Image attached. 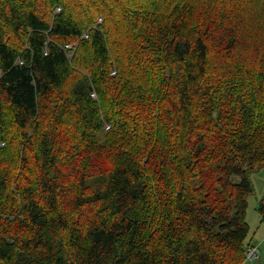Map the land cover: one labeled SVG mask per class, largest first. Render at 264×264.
<instances>
[{
    "label": "trees",
    "instance_id": "1",
    "mask_svg": "<svg viewBox=\"0 0 264 264\" xmlns=\"http://www.w3.org/2000/svg\"><path fill=\"white\" fill-rule=\"evenodd\" d=\"M255 169L264 0H0V264H243Z\"/></svg>",
    "mask_w": 264,
    "mask_h": 264
},
{
    "label": "rangeland",
    "instance_id": "2",
    "mask_svg": "<svg viewBox=\"0 0 264 264\" xmlns=\"http://www.w3.org/2000/svg\"><path fill=\"white\" fill-rule=\"evenodd\" d=\"M249 179L252 192L247 196V222L249 225L247 241L250 245L258 247L259 255L254 261L245 260L243 264H264V221H261L258 211L264 195V169L252 170Z\"/></svg>",
    "mask_w": 264,
    "mask_h": 264
},
{
    "label": "built area",
    "instance_id": "3",
    "mask_svg": "<svg viewBox=\"0 0 264 264\" xmlns=\"http://www.w3.org/2000/svg\"><path fill=\"white\" fill-rule=\"evenodd\" d=\"M245 253H246V259L248 261H254V259H256L259 255V250L257 246L249 245L245 249Z\"/></svg>",
    "mask_w": 264,
    "mask_h": 264
}]
</instances>
